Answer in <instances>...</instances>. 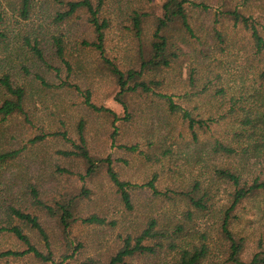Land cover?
<instances>
[{
    "label": "rangeland",
    "instance_id": "obj_1",
    "mask_svg": "<svg viewBox=\"0 0 264 264\" xmlns=\"http://www.w3.org/2000/svg\"><path fill=\"white\" fill-rule=\"evenodd\" d=\"M204 4L207 10L187 7L189 24L194 37L181 30L171 33L177 58L170 68L160 73H150V78L161 82L154 90L171 96L181 108L193 117L211 120L208 128L195 129L196 139L180 115L168 112L162 100L152 95H134L128 102L131 119L128 123H116L118 135L113 141V127L108 118L93 114L84 107L78 92L59 87L63 82L75 85L91 93V102L114 111L120 118L124 113L115 101L118 89L113 79L99 66L97 54L81 45L92 41L91 29L81 14L68 24L56 26L53 18L59 11L54 0H33L27 20H22L16 9V0H0V78L10 75L12 82L26 91V108L30 123L16 116L0 125V154L21 150L12 162L0 164V219L5 208L13 205L32 212L27 187L35 185L43 201L68 192L76 194L81 186L90 196L79 204V213L86 217L97 215L105 218L110 226H84L77 224L69 234L75 246L82 244L78 258L107 261L118 249L117 237L138 233L149 218H155L162 226L182 221L186 211L178 198L172 201L153 198L147 190L131 193L133 210L127 212L104 173L97 174L82 183L76 176L60 174L57 167L83 175L78 162L68 161L57 155L70 150L64 140L47 137L36 144L29 140L42 134L65 131L68 138L76 139L75 129L79 120L85 121V138L91 154L110 157L121 180L142 185L156 176V188L160 191L180 192L199 182L211 198L209 214L195 217L178 241L181 246L198 243V237L206 233L211 255L203 264H222L216 245H219L214 226L215 217L222 207L229 205L231 186L214 176L218 167L230 168L251 183L264 178V51L257 53L250 32L241 24L216 16L223 10L237 9L251 18L264 41V0H187ZM166 0H105L101 17L109 22L105 32V51L121 70L137 67L140 49H147L155 29V20L163 14ZM145 14L140 42L132 31L133 14ZM219 20V21H217ZM64 36L65 60L71 65L68 73L56 57L51 37ZM219 35L220 37H218ZM37 40L44 52L45 61L60 73L47 70L24 46V40ZM27 68L29 75L22 69ZM40 76L52 88L41 87ZM3 92L0 88V101ZM247 125L245 122L250 121ZM235 134H240L237 138ZM219 141L232 146L236 154L222 157L212 152ZM117 146L135 147L128 153ZM83 199V198H82ZM236 219L231 232L245 241L241 254L243 261L264 251V192L244 200L235 211ZM48 231L54 259L63 254L59 229L39 215ZM32 242L43 251L37 237L30 233ZM13 238L0 236V252L21 250ZM173 254L161 252L154 257H134L129 264H170ZM0 264H40L27 257L0 259Z\"/></svg>",
    "mask_w": 264,
    "mask_h": 264
},
{
    "label": "trees",
    "instance_id": "obj_2",
    "mask_svg": "<svg viewBox=\"0 0 264 264\" xmlns=\"http://www.w3.org/2000/svg\"><path fill=\"white\" fill-rule=\"evenodd\" d=\"M33 0H16V9L22 20H27L31 11ZM59 11L56 12L53 23L61 26L70 23L73 20L81 19V14L85 23L91 29L93 35L92 41L81 42L84 48H89L97 54L99 66L113 79L118 92L114 101L121 106L124 117L120 118L111 109L97 106L91 102V93L87 90L82 91L79 87L63 82L59 87L73 89L82 96L83 105L87 111L108 118L111 121L113 132L111 139L115 141L118 130L116 123L123 121L128 123L131 119L130 107L128 100L134 95H152L162 100L166 105L168 112L174 115H180L182 121L187 125L188 130L192 133L193 139H196L195 129L208 128L211 120H201L195 118L192 114L177 105L171 96L158 94L154 90L161 86V82L150 78V73H160L170 68L172 62L177 55L172 51L174 44L172 42L171 33L181 30L190 37H194L192 28L189 24L187 7L201 8L207 10L204 4H193L187 0H166L163 5V14L155 20V29L151 35V40L147 45V49H140L137 56V67L121 70L114 61L110 60L105 51V32L109 28V22L101 17L102 8L105 0H54ZM147 17L145 14L134 13L132 20V31L134 37L140 42L142 36L143 20ZM222 17L232 21L234 25L241 24L250 32L257 53L264 51V41L260 32L251 18H246L237 9L223 10L216 19ZM219 21V20H217ZM1 23V17H0ZM220 37L219 35H217ZM3 34L0 31V39ZM52 47L56 57L60 60L68 73L71 72V65L65 60V44L64 36L57 34L51 37ZM24 46L29 53L40 62L47 70H53L56 76L60 73L58 68H53L45 61L43 49L37 40L30 41L28 38L24 40ZM24 75L28 74V69H22ZM264 73V72H263ZM264 76V74H263ZM41 87L45 89L52 88L51 84L46 83L45 79L37 76ZM0 88L3 92V98L0 101V125L4 124L12 117L19 116L23 118L24 123L29 124V115L26 108V91L23 86L15 85L10 75H4L0 78ZM263 119V137L264 143V117ZM247 125L250 121L245 122ZM76 139L71 140L65 131H58L53 134H42L29 140V144H36L45 140L47 137H54L64 140L70 145V150H61L57 155L68 161H74L81 164L84 173L74 174L73 172L57 167L60 174L68 176H76L82 183L97 174L104 173L110 184L115 189V193L119 198L122 207L127 211L133 210V202L131 193L136 190H147L153 198L163 199L166 201L178 198L183 202L186 211L182 214V221L175 222L170 226H162L155 218H149L142 229L136 234H125L117 237L119 247L117 251L107 260L101 261L92 258H78L82 244L75 246L69 240L71 230L77 225L102 227L114 225L108 223L105 218L97 215H89L83 217L79 213V204L82 200L89 198L90 191L81 186L78 193L69 194L64 192L57 197H53L51 201H43L37 186L29 185L27 187V195L30 201L32 212L24 211L13 205L5 208L0 219V236L5 235L18 243L21 250H6L0 252V259H22L30 257L40 264H129L127 260L134 257H154L161 252L174 255V260L170 264H203V262L211 255V247L209 238L206 233L200 234L198 243H189L181 246L179 237L183 233H187L186 227L194 221L197 216H206L209 214L211 198L209 193L201 188L199 182H194L189 188L176 192L171 190L160 191L156 188V176L154 175L150 181L135 185L120 179L118 173L114 169V162L110 157L100 158L93 154L88 147L85 138V121L79 120L75 129ZM240 138V134H235ZM264 145V144H263ZM264 147V146H263ZM118 149L125 150L128 153L136 151L135 147L117 146ZM21 150L9 151L0 154V164H6L14 161L20 154ZM212 152L222 157H232L236 154L235 148L215 141ZM216 179L228 183L232 191L229 193L228 207H222L217 212L214 226L216 228V236L219 241L217 247L221 257L222 264H264V251L255 253L249 261H243L241 254L244 251L245 241L243 238H237L231 232V224L236 219L235 211L237 207L247 198L264 192V178H256L251 183L242 181L241 177L230 168L218 167L214 169ZM83 198V199H82ZM39 215L45 220L52 222L60 231L61 245L63 254L59 261H56L52 252V242L50 235L43 226ZM30 233L34 234L43 247L41 251L36 244L32 242Z\"/></svg>",
    "mask_w": 264,
    "mask_h": 264
}]
</instances>
